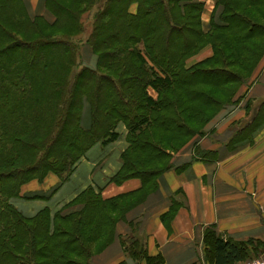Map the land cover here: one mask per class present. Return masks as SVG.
Returning a JSON list of instances; mask_svg holds the SVG:
<instances>
[{
	"label": "trees",
	"instance_id": "trees-1",
	"mask_svg": "<svg viewBox=\"0 0 264 264\" xmlns=\"http://www.w3.org/2000/svg\"><path fill=\"white\" fill-rule=\"evenodd\" d=\"M26 2L0 0V264H83L129 206L155 189L172 152L202 137L206 124L237 101L264 54V0H216L207 27L203 0H45V14L34 17ZM93 9L83 40V17ZM83 45L92 64L82 60ZM207 45L212 54L188 65ZM263 119L264 101L250 123L232 130L229 144L251 141ZM121 135L126 146L110 180L138 178L139 191L104 199L87 188L73 209L32 215L14 205L23 183L47 173L65 180L91 146ZM204 239L212 264L264 252L252 238L234 242L208 229ZM123 248L137 264H163L139 235L123 239Z\"/></svg>",
	"mask_w": 264,
	"mask_h": 264
},
{
	"label": "crops",
	"instance_id": "crops-1",
	"mask_svg": "<svg viewBox=\"0 0 264 264\" xmlns=\"http://www.w3.org/2000/svg\"><path fill=\"white\" fill-rule=\"evenodd\" d=\"M215 1L203 0V27H207ZM44 2L27 0L28 14L44 15ZM211 54L212 47L207 45L187 63L193 64ZM82 60L94 62L90 49L82 55ZM149 92L155 95L153 90ZM234 99L237 101L206 124L202 137L196 136L172 152V166L159 175L155 189L129 206L115 222L109 240L104 244H100L101 240L94 243L83 264H137L123 248V239L133 234L143 238L149 256L161 255L163 264H212L204 256L208 229L234 242L252 238L264 243V119L252 132L251 141L229 144L232 130L250 123L264 101V54ZM89 123L90 115L85 108L81 125L86 128ZM119 130L125 135L123 124ZM124 135L107 145L96 142L65 180L47 173L41 179L23 183L14 205L23 214L32 215L44 207L52 212L73 209L76 205L71 202L87 188L104 199L139 191L138 178L120 183L110 180L120 166L119 154L126 146ZM108 146L115 149L114 157L103 156L101 150ZM196 147L201 154L193 158ZM37 199H45L48 204L36 208L31 200ZM173 203L176 207L172 216L162 221V215L175 206ZM138 264L146 262L142 260Z\"/></svg>",
	"mask_w": 264,
	"mask_h": 264
},
{
	"label": "rangeland",
	"instance_id": "rangeland-1",
	"mask_svg": "<svg viewBox=\"0 0 264 264\" xmlns=\"http://www.w3.org/2000/svg\"><path fill=\"white\" fill-rule=\"evenodd\" d=\"M95 9V8H94ZM94 9L89 13V14H86L84 17H83V22H84V32L82 33V35L80 36V38H82L83 40L86 39V37L88 36L90 30H91V22H92V14L94 12ZM17 23H19V20H17ZM8 27V26H7ZM9 28V27H8ZM83 48H81V55L87 53V50H89L90 48L87 46V45H83L82 46ZM82 62V61H81ZM23 72H24V69H23ZM89 113V112H88ZM90 122H91V118H90ZM90 125V123H89ZM222 129V128H221ZM211 132H214V129H212ZM164 148H167L165 146H163ZM195 150V154L198 153V150L199 148L196 147L194 148ZM102 153H103V156H112L114 157V154L116 153L115 152V149L114 148H111V146H108L106 147V150H101ZM201 154V153H200ZM199 154V155H200ZM159 164H155V166H158ZM48 202V201H47ZM46 202V200H42V199H37V200H31V203H33V205L36 206V208H39V207H42L44 206L45 204H48ZM16 204V202H15ZM40 205V206H39ZM52 205V204H50ZM38 206V207H37ZM36 208L34 210H36ZM33 210V211H34ZM253 256H257V255H253V254H250L249 257H253ZM68 258H72V259H76L73 255H67Z\"/></svg>",
	"mask_w": 264,
	"mask_h": 264
},
{
	"label": "built area",
	"instance_id": "built-area-1",
	"mask_svg": "<svg viewBox=\"0 0 264 264\" xmlns=\"http://www.w3.org/2000/svg\"><path fill=\"white\" fill-rule=\"evenodd\" d=\"M235 264H264V252L246 261H240Z\"/></svg>",
	"mask_w": 264,
	"mask_h": 264
}]
</instances>
